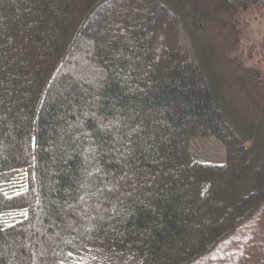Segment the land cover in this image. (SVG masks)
Masks as SVG:
<instances>
[{"label": "trees", "instance_id": "16d2710c", "mask_svg": "<svg viewBox=\"0 0 264 264\" xmlns=\"http://www.w3.org/2000/svg\"><path fill=\"white\" fill-rule=\"evenodd\" d=\"M255 10L0 0V264H264V77L213 39Z\"/></svg>", "mask_w": 264, "mask_h": 264}, {"label": "rangeland", "instance_id": "374dc122", "mask_svg": "<svg viewBox=\"0 0 264 264\" xmlns=\"http://www.w3.org/2000/svg\"><path fill=\"white\" fill-rule=\"evenodd\" d=\"M242 28L238 32L237 40L229 47V52L225 51L222 47L226 43L219 42L215 37H213L216 42L217 47H221L218 50L227 53L229 56L236 59V62L242 67L240 75L237 76V81L239 87L242 88V92L247 91L249 86L246 82L247 75L245 71L250 73V69L259 70L262 77H264V10L262 11H253L251 17L247 20L246 23H242ZM222 44V46H221ZM228 48V47H227ZM226 48V49H227ZM244 79V80H243ZM248 86V88H246ZM258 93L256 98L260 95L264 101V85L259 84ZM246 88V89H245ZM250 89V88H249ZM251 98L253 97L252 91L249 92ZM250 98V99H251ZM250 125L252 122L249 121ZM253 131L258 134L257 128L254 127ZM251 128V129H252ZM261 140H259L260 146L264 147V133L262 134ZM192 147L194 151L208 160L218 161L224 157V152L222 145L218 143L213 138H197L192 141Z\"/></svg>", "mask_w": 264, "mask_h": 264}]
</instances>
